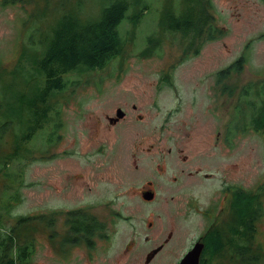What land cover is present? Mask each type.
Segmentation results:
<instances>
[{
    "label": "rangeland",
    "instance_id": "1",
    "mask_svg": "<svg viewBox=\"0 0 264 264\" xmlns=\"http://www.w3.org/2000/svg\"><path fill=\"white\" fill-rule=\"evenodd\" d=\"M208 1L214 22L223 33L215 41L205 42L199 55L182 60L191 40L165 31L163 15L168 2L150 0L151 9L141 14L135 37L130 34V23L121 28L126 57H119L98 73L80 70L68 76L81 87L53 95L51 115L57 118L55 115L61 113V126L47 123L42 130L32 129L35 138L26 144L29 151L10 161L6 156L12 155L13 139L24 147L28 137L21 145L18 138L23 126L17 121L24 112V102L14 105L7 120L2 119L5 106L0 108V242L7 244L10 239L14 253L23 248L17 264H144V235L160 241L159 235L172 215L189 214L190 221L195 219L200 226L201 216L192 215L189 207L206 206L215 192L222 191L220 180L227 165L242 192L262 191L256 206L262 204L264 209V132L254 130L250 118L246 127L242 126L245 117L240 124L233 118L234 111L255 117L259 114L253 107L248 109L247 102L259 105L261 98L255 93L264 85V1ZM109 5L106 0H0V82L2 78L5 85L13 81L11 73L22 55L32 54L28 47L43 55L46 37L66 13L94 20ZM169 8L175 14L184 10L181 0L170 3ZM244 56L249 58L245 70L233 76L235 95L239 91L244 97L233 105V96L229 100L209 99L208 87L214 83L209 74ZM25 70V66L17 69L23 72L27 85L35 78ZM165 75L171 76V83L163 81ZM245 83L253 86L249 95L244 94ZM133 105L137 111L132 110ZM118 108L128 112V117L119 127L107 130L106 116H115ZM137 114L144 116L142 121ZM94 123L102 127L101 139L95 143L87 130ZM230 126L237 134L236 149L225 153L213 145L217 133L227 134ZM100 143L104 149L97 153ZM180 147L193 157V168L218 171L219 180L190 179L187 172L194 169L179 160ZM169 148L173 149L171 155ZM158 166L166 170L163 176ZM174 177H178L177 183ZM149 180L155 181L158 197L146 205L140 201V189ZM79 208L87 210L94 222L102 223L100 234L108 237L106 250L84 253L79 247L64 244L71 222L68 215ZM23 217L31 221L20 226L17 221ZM148 220L156 224L151 230L145 225ZM243 228L244 223L237 227L236 264H264L257 260L259 252L264 256V218L258 224V241L263 245L259 252L254 242L249 245L243 237ZM197 230L196 224L189 236H196ZM130 242L133 250L127 252ZM1 253L0 264L7 263L9 259ZM24 253L28 254L25 259ZM221 257L228 261L226 253Z\"/></svg>",
    "mask_w": 264,
    "mask_h": 264
},
{
    "label": "trees",
    "instance_id": "2",
    "mask_svg": "<svg viewBox=\"0 0 264 264\" xmlns=\"http://www.w3.org/2000/svg\"><path fill=\"white\" fill-rule=\"evenodd\" d=\"M106 1L110 5L104 6L101 9L100 16L94 20H87L88 18L81 19L78 13H66L56 28L53 29L50 35L51 37H46L43 55L40 56L28 47V51L32 54L26 53L22 55L18 66L11 73L13 81L5 85V78H2L3 81L0 82V85H3L2 87L4 89L0 87V93L3 92L4 94L0 95V108L5 106L3 110L5 118L2 119H9L10 110L14 108V105L19 101L22 104L24 102V112L20 114V118L17 121L21 127L23 126L22 137L18 138L21 141V145L24 143V138L28 135L24 147L18 146L13 139L12 155L6 156V160L10 161L11 157H18L23 152L25 155V152L29 151L26 148V144L35 138L31 136L32 129L38 128L42 130L47 123H52L53 125L56 123V126H61V123L59 124L60 112L55 115L57 118L51 115L52 111L54 112L55 106L51 99L53 95L63 94L71 89V87L76 88L79 86L76 81L68 80V76L80 70L84 73L88 72L89 74L98 73V70L101 72L107 69L112 61L118 60L119 57H126V42L122 37L121 28L125 23H130L132 25L130 34H133L135 37L136 28L138 23L141 22L139 21L141 14L151 9L148 5L150 0ZM166 1L168 3L164 7V30L167 32L171 31L191 40V47L189 46L188 51L182 53V60L189 59L192 55H199L205 42L215 41L218 39V34L223 33V30L218 29L214 22V15L210 11L212 6H210L211 4H209L208 0H181L184 10H181L179 14L171 12L169 8L170 3L175 4V0ZM3 3L7 4L4 1ZM213 24L215 25L213 26ZM153 51H155L154 48L150 52L153 53ZM248 59L244 56L233 62L234 64L230 70L231 73L226 75L227 83L225 86L228 83H234V75L240 76L243 73ZM29 65L32 67V70L28 69ZM24 66L26 68L25 71L31 72L35 78V80L27 83V85L23 72L19 73L17 71V69H24ZM18 78H22V80L16 82L15 80ZM170 79V75L163 76V81L167 84L171 83ZM89 82L90 80L88 79L85 84L89 85ZM79 83L82 85L81 81ZM234 87L236 86H232V88ZM252 87L248 86V83L244 84V94L249 95L250 88ZM256 92L255 94L261 98L260 104L257 105L252 100H249L247 107L248 109L253 107L255 110H259V114L255 117L249 113V118L250 121L253 120L254 130L264 132V85L258 88ZM5 98L6 100L4 101ZM245 114L246 112L236 114V119H238L237 124H240V120L244 118ZM12 118L16 119L17 117L12 116ZM247 122L242 123V126L246 127ZM15 131L16 129L13 128L12 135ZM54 134L52 133L50 135ZM51 138L53 137L51 136ZM51 140L49 138L50 142ZM1 168L3 169L0 165V171ZM5 168L8 167L5 166ZM253 200H255V196ZM256 204V201L251 202L253 207ZM252 206V216H255L256 210ZM30 221L31 218L23 217L19 218L17 222L21 226L23 223L26 224ZM10 241L9 239L7 244L0 242L2 258L6 257L9 259L7 263L2 262V264H17L15 261L16 257H22L23 248L17 250V253H14L13 245H9ZM9 253H11V258H9ZM27 256L28 254L26 255L24 253V259Z\"/></svg>",
    "mask_w": 264,
    "mask_h": 264
},
{
    "label": "flooded vegetation",
    "instance_id": "3",
    "mask_svg": "<svg viewBox=\"0 0 264 264\" xmlns=\"http://www.w3.org/2000/svg\"><path fill=\"white\" fill-rule=\"evenodd\" d=\"M264 1V0H263ZM234 63L229 64L222 70H214L213 73L209 74V77L213 78L214 83L210 85L208 89L210 92L208 98L211 100H217V97H234L231 103H237L239 99L243 98V94L239 91L235 95L237 88H232L234 83H228L226 86V75L231 73V68ZM231 84V85H230ZM246 84V83H245ZM221 86L217 90V87ZM242 89V87H241ZM214 91V92H213ZM219 91V92H218ZM211 107L213 105L211 104ZM209 106V108L211 109ZM132 110L137 111V106H131ZM122 108H118L120 110ZM123 110V109H122ZM124 116L122 119L115 121L117 116H106V120L109 125L105 126L107 130H113L119 127L128 117V112L123 110ZM61 115V113H60ZM62 116V115H61ZM138 120L142 121L144 116L137 114ZM236 111H234L233 118L236 119ZM248 121L249 112L244 115ZM229 132L227 134L217 133L214 141V148H219L225 153L229 151H235L236 149V136L234 133L235 127L230 126ZM89 132V139L95 143L102 136V127L100 123H94L87 129ZM222 139H224L222 141ZM104 149V144L100 143L97 148V153H101ZM179 152V160L186 166V168L194 167L193 157L185 154L184 148H177ZM170 155L173 153V149L169 148L167 151ZM235 166V164L233 165ZM183 167H180V169ZM194 170H189L187 176L190 179L197 177V180L213 181L219 180L218 171H207L203 167L193 168ZM158 172L160 176H163L166 172L164 168L158 166ZM185 173L183 168L181 171ZM223 176L220 180L222 191H217L214 193L213 197L209 203L201 208H197L195 205L189 207L192 209V215L198 214L201 216L200 226L195 219H189V214L181 215L179 217L170 216L169 220L166 221V230L161 232L159 237L160 241L152 239L150 235H144V241L147 245L143 247L146 253L144 254L143 263L144 264H181L186 260V264H236L234 259L237 250V227L243 225L245 231L242 233L243 237L248 240L249 245L254 242L258 249V252L263 249V245L258 241L259 230L258 224L264 218V209L262 204L255 206L256 216H252L251 202L256 201L258 196L262 194H252L240 190V187L234 181V174L230 171V166H223ZM178 177H174L173 181L178 182ZM155 181L149 180L146 185L140 189V201L146 205L153 204L157 201V191L154 187ZM251 191V190H249ZM147 195V196H144ZM255 196V200L253 197ZM172 201L174 198L172 197ZM206 202V201H205ZM165 203L168 204L169 200L166 199ZM253 207V206H252ZM71 222L67 225L69 226V233L65 238L64 244H70V247H79L84 253L90 252L91 250L99 251L100 249L106 250L105 243L107 236H102L103 233L100 230L102 228V223L94 222L92 218L87 214V210L81 208L72 211L68 215ZM97 216L93 215V218ZM197 224L198 230L196 236H189L195 231V225ZM147 228L149 230L153 229L156 224L154 220H148L146 222ZM181 229L183 230L181 232ZM141 234V233H137ZM71 238V239H69ZM96 238V242L95 239ZM251 247V246H250ZM127 252L133 250L132 242L127 244ZM222 253L228 255V261L221 257ZM91 254V253H90ZM257 260H263V253L259 252ZM252 264V263H251ZM255 264V263H254Z\"/></svg>",
    "mask_w": 264,
    "mask_h": 264
},
{
    "label": "water",
    "instance_id": "4",
    "mask_svg": "<svg viewBox=\"0 0 264 264\" xmlns=\"http://www.w3.org/2000/svg\"><path fill=\"white\" fill-rule=\"evenodd\" d=\"M123 116H124V113H123L122 109H120V110H118L117 116H116V118L114 120L118 121V120L122 119ZM144 196H147V195H144ZM181 264H186V260L183 263H181ZM196 264H197V262H196Z\"/></svg>",
    "mask_w": 264,
    "mask_h": 264
}]
</instances>
